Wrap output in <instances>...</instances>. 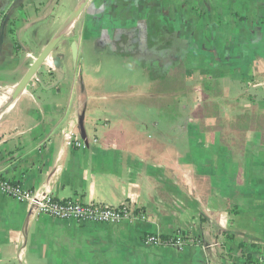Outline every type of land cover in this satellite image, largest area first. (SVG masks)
I'll list each match as a JSON object with an SVG mask.
<instances>
[{
	"label": "crops",
	"instance_id": "obj_1",
	"mask_svg": "<svg viewBox=\"0 0 264 264\" xmlns=\"http://www.w3.org/2000/svg\"><path fill=\"white\" fill-rule=\"evenodd\" d=\"M81 1L0 0V89L14 93ZM141 54L154 60L142 72L177 87L129 81L145 106L99 105L111 82L99 63ZM35 76L0 114V178L62 201L132 203L146 219L56 221L0 192V264L264 261V0H91ZM199 100L218 106L213 138L192 122ZM177 232L194 244L144 242Z\"/></svg>",
	"mask_w": 264,
	"mask_h": 264
},
{
	"label": "built area",
	"instance_id": "obj_2",
	"mask_svg": "<svg viewBox=\"0 0 264 264\" xmlns=\"http://www.w3.org/2000/svg\"><path fill=\"white\" fill-rule=\"evenodd\" d=\"M71 135H66V144L74 148H82L84 143L71 141ZM0 192L15 201L25 204L34 216L45 215L56 221H75L79 224H119L123 221L145 220L146 217L134 204L124 203L120 207H110L100 204H83L74 200H57L46 189L28 190L21 185L0 178ZM144 242L152 246H165L184 249L194 241L185 234L177 232L172 237L163 240L159 236H146ZM250 264H264L263 262Z\"/></svg>",
	"mask_w": 264,
	"mask_h": 264
},
{
	"label": "rangeland",
	"instance_id": "obj_3",
	"mask_svg": "<svg viewBox=\"0 0 264 264\" xmlns=\"http://www.w3.org/2000/svg\"><path fill=\"white\" fill-rule=\"evenodd\" d=\"M89 26H90V24L88 25V27ZM152 33H153L152 34L153 36H151V37H152V39H154V29H152ZM149 39H151V38H149ZM149 46H150V44H149ZM137 47L138 46H136V48ZM143 56L144 55L141 54L136 59L133 56V58H131V59L120 61L119 64L112 63L108 60H105L104 63H99L102 65V67L100 68V70H101L100 73L104 75L102 77L103 78L102 80H105L108 78L111 81L110 82L111 84L110 83H105V84L102 83V85L104 84L103 86H105L106 88L104 89V87H103L102 92L105 94H102V97L97 101V103H99V105L103 106L105 104H111V103L115 104L117 102L123 103V101H125L126 103L140 102L144 106L148 103V98L146 97L145 91H143V93L140 92V94H142V95L137 96L136 91L134 92L128 86H124L125 83L129 82V81L131 82V84L139 82L143 86L149 82L148 75L145 72H142L143 71L142 68H144L142 64H143V62H147L148 64L153 65L154 60H152V58L151 59H145V57H143ZM79 63H80L79 68H80V70H82V72L85 75H88L89 72L91 71L90 66H95V64H97L96 61L87 60L86 57L81 58ZM150 73H153V72L150 71ZM35 77H33L30 80V82L27 85L26 90L28 89V87L31 88V86H33L34 80H37V78H35ZM122 84H124V85H122ZM108 87H110V89ZM111 90H112V92H110ZM12 95H13V93L10 95L9 92H7L3 89H0V101H3L6 103L12 97ZM4 105H2V107ZM138 114H139V111H138ZM152 135H154V130H152Z\"/></svg>",
	"mask_w": 264,
	"mask_h": 264
},
{
	"label": "water",
	"instance_id": "obj_4",
	"mask_svg": "<svg viewBox=\"0 0 264 264\" xmlns=\"http://www.w3.org/2000/svg\"><path fill=\"white\" fill-rule=\"evenodd\" d=\"M91 0H82L77 7V9L74 11L72 17L67 21L65 27L58 33V35L51 41V43L48 45L47 49L45 50L44 54L40 59L33 65L32 69L26 74L24 79L19 83L17 88L15 89L12 97L5 103V105L1 108L0 114L6 110L12 103L15 102L16 99H18L26 90L28 83L30 80L35 77L36 73L38 72L39 68L42 66L43 62L45 61V58L50 55L52 50L59 44L61 39H63L65 36L68 35L69 32H71L72 27L76 20L80 17L86 6ZM1 24V21H0ZM3 42V37L0 39V44Z\"/></svg>",
	"mask_w": 264,
	"mask_h": 264
},
{
	"label": "trees",
	"instance_id": "obj_5",
	"mask_svg": "<svg viewBox=\"0 0 264 264\" xmlns=\"http://www.w3.org/2000/svg\"><path fill=\"white\" fill-rule=\"evenodd\" d=\"M150 74H151V76H148V77H149V80L152 81V82L158 80L162 85H163V83H167V82L173 83L175 87H177V85H178V80H177V78L175 76L174 77H172V76H168L167 77V76H157L154 73H150ZM213 79H214V77H213ZM205 85H206V89L207 90H209L211 88L210 81H206ZM165 87H167V85H165ZM170 92L174 93V92H177V91L174 89V90H171ZM198 105H199V109H198L197 112H195L193 114L192 122L194 123L195 126L199 127L201 135H204L205 138H206V136H208L210 138H213L218 133H216V131L214 129L215 127L213 128V126L206 125L205 119H208V118H206V116H208V114L210 112L218 111V106H217V104H215L213 102H209V101H207L205 103V100H199L198 101ZM215 142H217V141H215ZM169 237H172V236L161 237V238L163 240H165V239H168ZM259 262H263L264 263V261H259ZM252 263H257V262L254 261ZM247 264H250V263H247Z\"/></svg>",
	"mask_w": 264,
	"mask_h": 264
},
{
	"label": "flooded vegetation",
	"instance_id": "obj_6",
	"mask_svg": "<svg viewBox=\"0 0 264 264\" xmlns=\"http://www.w3.org/2000/svg\"><path fill=\"white\" fill-rule=\"evenodd\" d=\"M121 45H123V46H124V48L126 47V44H122V43H121ZM127 46H128V45H127ZM134 47H135V45H134ZM150 48L154 50V45H153V46L151 45V47H150ZM152 53H153V52H152Z\"/></svg>",
	"mask_w": 264,
	"mask_h": 264
},
{
	"label": "bare ground",
	"instance_id": "obj_7",
	"mask_svg": "<svg viewBox=\"0 0 264 264\" xmlns=\"http://www.w3.org/2000/svg\"><path fill=\"white\" fill-rule=\"evenodd\" d=\"M107 127V126H106ZM67 201V200H66ZM101 205V204H100Z\"/></svg>",
	"mask_w": 264,
	"mask_h": 264
}]
</instances>
